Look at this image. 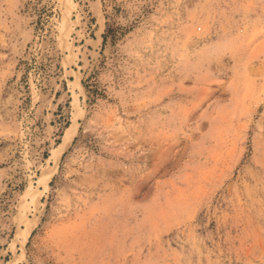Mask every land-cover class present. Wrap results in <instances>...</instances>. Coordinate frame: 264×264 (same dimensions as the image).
<instances>
[{
  "label": "rangeland",
  "instance_id": "1",
  "mask_svg": "<svg viewBox=\"0 0 264 264\" xmlns=\"http://www.w3.org/2000/svg\"><path fill=\"white\" fill-rule=\"evenodd\" d=\"M0 264H264V0H0Z\"/></svg>",
  "mask_w": 264,
  "mask_h": 264
},
{
  "label": "bare ground",
  "instance_id": "2",
  "mask_svg": "<svg viewBox=\"0 0 264 264\" xmlns=\"http://www.w3.org/2000/svg\"><path fill=\"white\" fill-rule=\"evenodd\" d=\"M76 128L77 127L75 125H72L68 129V131L65 133V135L63 136V139H62L61 143L59 144V146L57 148H55V150L53 151L50 158L53 160L54 166H52V169L45 171L42 175L43 184L45 187H47L48 181L50 180L51 175L54 173V171L57 167L58 160L60 159V157L64 153V151H66V149L69 147L71 140L75 136ZM31 229L32 228L27 229L26 235L30 233Z\"/></svg>",
  "mask_w": 264,
  "mask_h": 264
}]
</instances>
